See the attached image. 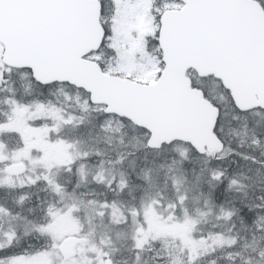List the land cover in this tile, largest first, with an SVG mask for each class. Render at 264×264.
Segmentation results:
<instances>
[{"label": "snow or ice", "instance_id": "1", "mask_svg": "<svg viewBox=\"0 0 264 264\" xmlns=\"http://www.w3.org/2000/svg\"><path fill=\"white\" fill-rule=\"evenodd\" d=\"M0 264H264V0H0Z\"/></svg>", "mask_w": 264, "mask_h": 264}]
</instances>
